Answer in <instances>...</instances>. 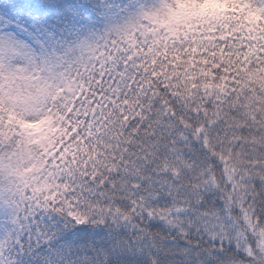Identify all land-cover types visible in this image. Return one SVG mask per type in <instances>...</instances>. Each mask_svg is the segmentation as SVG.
Wrapping results in <instances>:
<instances>
[{"label":"snow or ice","instance_id":"obj_1","mask_svg":"<svg viewBox=\"0 0 264 264\" xmlns=\"http://www.w3.org/2000/svg\"><path fill=\"white\" fill-rule=\"evenodd\" d=\"M180 3L0 0V264H264V0Z\"/></svg>","mask_w":264,"mask_h":264},{"label":"trees","instance_id":"obj_2","mask_svg":"<svg viewBox=\"0 0 264 264\" xmlns=\"http://www.w3.org/2000/svg\"><path fill=\"white\" fill-rule=\"evenodd\" d=\"M192 14L196 15V14H207V12H200V13H196V12H193ZM23 127L25 129H31L32 132L31 134L32 135H35L37 137L36 141L34 142H42V141H47L49 136L51 134H54L55 133V129L51 128L50 126V122L48 121H44V120H41L39 122H36V123H30V124H25L23 125Z\"/></svg>","mask_w":264,"mask_h":264},{"label":"rangeland","instance_id":"obj_3","mask_svg":"<svg viewBox=\"0 0 264 264\" xmlns=\"http://www.w3.org/2000/svg\"><path fill=\"white\" fill-rule=\"evenodd\" d=\"M183 0H181L180 8L184 10L186 13L190 12L191 10L186 7ZM227 7V0H209L206 4L199 8L198 12H202L203 9L209 10L210 12H219ZM204 12V11H203ZM194 15V14H190Z\"/></svg>","mask_w":264,"mask_h":264}]
</instances>
